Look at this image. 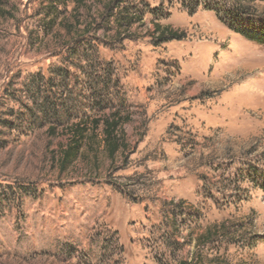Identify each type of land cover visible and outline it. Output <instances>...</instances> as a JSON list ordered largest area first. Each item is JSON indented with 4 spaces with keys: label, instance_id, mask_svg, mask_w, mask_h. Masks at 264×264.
<instances>
[{
    "label": "rangeland",
    "instance_id": "rangeland-1",
    "mask_svg": "<svg viewBox=\"0 0 264 264\" xmlns=\"http://www.w3.org/2000/svg\"><path fill=\"white\" fill-rule=\"evenodd\" d=\"M120 2L2 0L0 264H264V45L226 22L247 0ZM115 110L127 150L88 130L62 170L66 127Z\"/></svg>",
    "mask_w": 264,
    "mask_h": 264
},
{
    "label": "trees",
    "instance_id": "trees-1",
    "mask_svg": "<svg viewBox=\"0 0 264 264\" xmlns=\"http://www.w3.org/2000/svg\"><path fill=\"white\" fill-rule=\"evenodd\" d=\"M82 0H77V2ZM111 5L116 4V8L120 6V0H110ZM244 1V0H242ZM264 0H247V3L244 6H249L254 2H261ZM109 4V3H108ZM110 4L107 9H112ZM240 5V3H239ZM243 7L235 8L238 10V14L236 19L226 20L227 27L233 30L235 33L239 34L243 38L247 39L248 41L264 45V19H260V21H254L253 19H248L250 9H245ZM242 15V16H240ZM10 16L4 8L2 4V0H0V17L6 18ZM125 17V16H124ZM56 22V19H48L47 24L49 27L52 26L53 23ZM79 21H76L78 24ZM234 24H233V23ZM59 25L62 24L69 32H73L74 25L71 23H65L63 21H59ZM245 25L246 27H244ZM248 27V28H247ZM89 27H83L82 34L88 33L89 34ZM156 38L159 43L166 42L168 40L180 39V35L175 32L171 31L167 27L161 28L158 24L155 25ZM130 121L129 117L126 115H122L120 111H111L109 114L103 115L100 118H93L87 124L85 121H79L74 125H70L66 127V137L67 141L65 146L60 150V157L57 159L59 166L62 170H64L69 164H71L76 156L78 155V151L81 147V142L86 139L87 132H91L90 136H93L99 128H101V135H102V144L106 149L108 157L113 160L115 155L120 151L127 150V144L125 143L122 133L121 127ZM89 130V131H88ZM47 135H54V128L50 126L47 131ZM207 237V236H206ZM205 238V237H203ZM179 264H185L184 262H180Z\"/></svg>",
    "mask_w": 264,
    "mask_h": 264
}]
</instances>
